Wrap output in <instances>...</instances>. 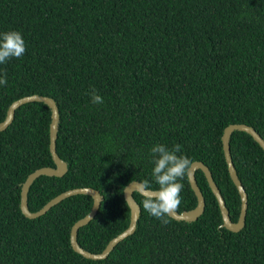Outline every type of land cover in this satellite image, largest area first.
<instances>
[{
    "label": "trees",
    "instance_id": "obj_1",
    "mask_svg": "<svg viewBox=\"0 0 264 264\" xmlns=\"http://www.w3.org/2000/svg\"><path fill=\"white\" fill-rule=\"evenodd\" d=\"M19 30L26 52L0 64V122L26 95L56 100L57 151L64 176L42 175L28 206L41 209L58 194L93 187L103 195L95 218L80 228L79 244L101 252L125 230L131 210L124 190L152 177V146L182 145L178 155L206 163L233 221L241 198L225 157L222 135L232 123L264 138V0H0V32ZM103 97L93 104L90 91ZM52 111L44 102L16 110L0 132V264H264V149L235 131L231 153L249 197L244 228L222 226L218 200L202 170L206 199L195 221L163 224L141 206L137 229L105 259H89L71 245V229L93 206L77 194L46 214L21 210L22 184L36 169L56 167L50 151ZM182 212L198 198L182 181Z\"/></svg>",
    "mask_w": 264,
    "mask_h": 264
},
{
    "label": "water",
    "instance_id": "obj_2",
    "mask_svg": "<svg viewBox=\"0 0 264 264\" xmlns=\"http://www.w3.org/2000/svg\"><path fill=\"white\" fill-rule=\"evenodd\" d=\"M44 102L48 104L52 111V121L50 125V151L52 154V157L56 163V167L52 166H44L41 168L36 169L34 172H32L27 179L22 184V192H21V210L24 213L25 216L28 218H37L44 214H46L53 206L57 205L64 199L71 197L73 195L77 194H88L93 197V206L91 208V211L84 216L83 218L79 219L74 223L71 229V245L75 251L82 254L84 257L89 259H105L109 256V254L112 252V250L124 239L128 238L137 229L138 221L141 214V206L136 199L134 193L139 191V186L142 184V182L139 181H132L130 182L125 190L124 195L125 199L130 207L131 210V216H130V223L129 226L120 232L118 235L113 237L106 247L101 252H92L85 248H83L78 241V233L81 227L87 225L91 220L95 218L97 215L99 208L101 206L103 195L101 192L93 187H76L72 189H68L57 196L53 197L51 200H49L41 209L37 211H31L28 206V194L31 185L34 183V181L42 176V175H49V176H64L68 171V164L67 162L60 157L58 151H57V139H58V129H59V119H60V111L59 106L56 102V100L52 97L45 96V95H39V94H32V95H26L19 99H16L12 102V104L9 106V109L7 111L6 118L0 122V132L7 129L12 122L14 121L16 110L21 107L22 105L30 102ZM235 131H243L247 132L253 138L260 144V146L264 149V138L262 135L251 125L246 123H232L228 125L223 132L222 135V141H223V148L225 152L226 161L228 164V170L230 173V176L237 186V189L240 194L241 198V212L239 219L237 221H233L230 215V211L227 207L225 198L221 192V189L217 185L213 173L210 169V167L204 163L203 161L196 160L193 162V166L191 168L190 173V184L192 189L194 190L197 198L198 203L195 208L190 210H184L182 212H179L177 209L174 211L171 217H173L176 220H186V221H195L197 220L206 209V199L204 196L203 191L201 190L197 177H196V171L202 170L208 180V183L215 194L218 204L221 210L222 218H223V224L222 226L234 231L238 232L242 230L246 224L247 219V212L249 207V197L248 193L245 189V186L243 185L236 166L233 161L232 153H231V137L232 134ZM153 191H156L154 189H151ZM158 190V189H157Z\"/></svg>",
    "mask_w": 264,
    "mask_h": 264
},
{
    "label": "clouds",
    "instance_id": "obj_3",
    "mask_svg": "<svg viewBox=\"0 0 264 264\" xmlns=\"http://www.w3.org/2000/svg\"><path fill=\"white\" fill-rule=\"evenodd\" d=\"M26 52V41L19 30L10 29L0 32V64L12 58H20ZM7 84V74L0 75V85ZM93 104H102L103 97L97 90L90 91ZM182 145L177 143L171 148L157 143L151 147L154 168L152 177L158 184L156 191L151 190L147 181L139 186L140 194L144 197L143 208L149 215L159 219L161 223H169V217L181 203L182 181L190 178L193 161L187 155H178Z\"/></svg>",
    "mask_w": 264,
    "mask_h": 264
}]
</instances>
